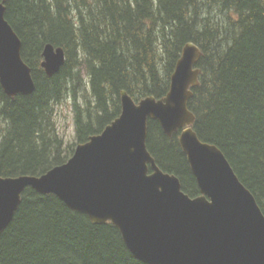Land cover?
Segmentation results:
<instances>
[{"label":"trees","instance_id":"obj_1","mask_svg":"<svg viewBox=\"0 0 264 264\" xmlns=\"http://www.w3.org/2000/svg\"><path fill=\"white\" fill-rule=\"evenodd\" d=\"M1 1V0H0ZM34 89L8 96L0 85V176L40 174L120 112L119 92L160 97L183 45L201 49L188 108L199 138L221 149L264 213V0H6ZM65 60L48 76L45 43ZM66 103L74 135L57 130ZM147 147L190 196L199 194L176 134L148 121ZM0 264H147L110 221L93 223L54 194L31 187L0 233Z\"/></svg>","mask_w":264,"mask_h":264},{"label":"water","instance_id":"obj_2","mask_svg":"<svg viewBox=\"0 0 264 264\" xmlns=\"http://www.w3.org/2000/svg\"><path fill=\"white\" fill-rule=\"evenodd\" d=\"M0 1V84L7 95L34 89L21 40ZM40 62L52 75L64 62L62 47L46 43ZM200 48L186 42L160 98L137 102L120 91L121 109L96 134L78 143L63 163L40 174L0 176V233L28 187L54 194L93 223L110 221L130 250L147 264H264V213L215 144L198 137L188 108L199 83ZM148 119L178 142L199 194L190 196L177 175L162 170L147 148Z\"/></svg>","mask_w":264,"mask_h":264},{"label":"rangeland","instance_id":"obj_3","mask_svg":"<svg viewBox=\"0 0 264 264\" xmlns=\"http://www.w3.org/2000/svg\"><path fill=\"white\" fill-rule=\"evenodd\" d=\"M56 112V124L58 126V131L60 134L65 136L67 140L73 139L74 134V126H73V113L71 112L70 107L64 103L62 105H58L55 108Z\"/></svg>","mask_w":264,"mask_h":264}]
</instances>
